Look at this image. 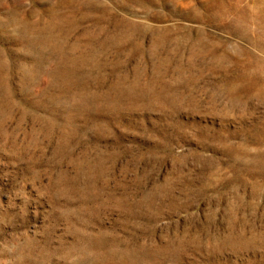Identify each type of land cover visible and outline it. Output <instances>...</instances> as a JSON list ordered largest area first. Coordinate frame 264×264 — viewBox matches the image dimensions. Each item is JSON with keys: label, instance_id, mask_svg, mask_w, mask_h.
I'll use <instances>...</instances> for the list:
<instances>
[{"label": "rangeland", "instance_id": "rangeland-1", "mask_svg": "<svg viewBox=\"0 0 264 264\" xmlns=\"http://www.w3.org/2000/svg\"><path fill=\"white\" fill-rule=\"evenodd\" d=\"M0 264H264V0H0Z\"/></svg>", "mask_w": 264, "mask_h": 264}]
</instances>
